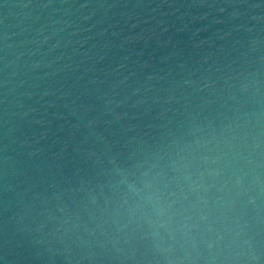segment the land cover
<instances>
[{"label": "water", "instance_id": "obj_1", "mask_svg": "<svg viewBox=\"0 0 264 264\" xmlns=\"http://www.w3.org/2000/svg\"><path fill=\"white\" fill-rule=\"evenodd\" d=\"M0 264H264V0H0Z\"/></svg>", "mask_w": 264, "mask_h": 264}]
</instances>
